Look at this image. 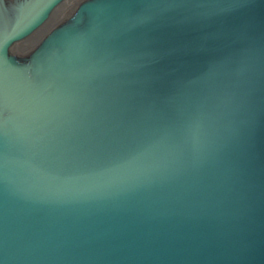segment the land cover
Instances as JSON below:
<instances>
[{"label": "water", "instance_id": "95a60500", "mask_svg": "<svg viewBox=\"0 0 264 264\" xmlns=\"http://www.w3.org/2000/svg\"><path fill=\"white\" fill-rule=\"evenodd\" d=\"M63 1L0 0V264H264V0Z\"/></svg>", "mask_w": 264, "mask_h": 264}, {"label": "rangeland", "instance_id": "374dc122", "mask_svg": "<svg viewBox=\"0 0 264 264\" xmlns=\"http://www.w3.org/2000/svg\"><path fill=\"white\" fill-rule=\"evenodd\" d=\"M81 0H64L63 2H61L57 7L56 9L52 12L50 18L48 20H56L58 18H66L68 15H70V12H72V8L76 7L77 4L80 2ZM62 12H60V11ZM58 14L57 17H55L56 14ZM64 12V13H63ZM60 13V14H59ZM68 13V14H67ZM62 14V15H61ZM27 39H24L23 41L21 42H17V43H14V45L11 47V49L13 50V52L15 53H18V54H23L25 53L26 51V43H27ZM21 50V51H20Z\"/></svg>", "mask_w": 264, "mask_h": 264}, {"label": "bare ground", "instance_id": "6f19581e", "mask_svg": "<svg viewBox=\"0 0 264 264\" xmlns=\"http://www.w3.org/2000/svg\"><path fill=\"white\" fill-rule=\"evenodd\" d=\"M70 1H71V0H70ZM75 8H76V7L72 8L71 11L73 12V11L75 10ZM55 9H56V8H55ZM55 9H54V10H55ZM54 10H53V11H54ZM53 11H52V12H53ZM59 11H60V10H59ZM52 12L50 13V16H51ZM60 12H61V11H60ZM61 13H62V12H61ZM63 13H64V12H63ZM70 13H71V12H70ZM56 14H57V12H56ZM59 14H60V13H59ZM67 14H68V13H67ZM61 15H62V14H61ZM50 16H49V18H50ZM57 16H58V14L55 15V17H57ZM49 18H48V19H49ZM61 18H62V17H61ZM48 19H47V20H48ZM51 20H52V19H51ZM54 20H55V19H54ZM20 51H21V50H20Z\"/></svg>", "mask_w": 264, "mask_h": 264}]
</instances>
